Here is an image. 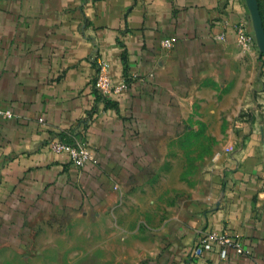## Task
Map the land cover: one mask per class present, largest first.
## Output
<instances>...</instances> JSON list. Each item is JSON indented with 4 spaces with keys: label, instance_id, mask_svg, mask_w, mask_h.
Returning <instances> with one entry per match:
<instances>
[{
    "label": "crops",
    "instance_id": "0c3cea01",
    "mask_svg": "<svg viewBox=\"0 0 264 264\" xmlns=\"http://www.w3.org/2000/svg\"><path fill=\"white\" fill-rule=\"evenodd\" d=\"M242 20L254 31L246 0H0V105L14 113L0 116V248L32 219L109 206L181 134L210 83L231 84L236 106L253 104L252 93L264 102V54L237 43ZM96 57L114 82L128 78L126 91L102 97ZM52 138L85 139L98 161L77 168ZM232 140L230 153L214 154L206 192L142 264H184L209 229L249 253L203 249L197 264H264V125Z\"/></svg>",
    "mask_w": 264,
    "mask_h": 264
},
{
    "label": "rangeland",
    "instance_id": "374dc122",
    "mask_svg": "<svg viewBox=\"0 0 264 264\" xmlns=\"http://www.w3.org/2000/svg\"><path fill=\"white\" fill-rule=\"evenodd\" d=\"M209 85L181 134L109 206L32 219L23 233L11 236L17 244L0 248V264H142L154 256L180 211L206 192L215 153L232 151L235 131L264 125L263 93H252L251 105L236 106L231 84Z\"/></svg>",
    "mask_w": 264,
    "mask_h": 264
},
{
    "label": "built area",
    "instance_id": "2783aa9c",
    "mask_svg": "<svg viewBox=\"0 0 264 264\" xmlns=\"http://www.w3.org/2000/svg\"><path fill=\"white\" fill-rule=\"evenodd\" d=\"M237 35V43L241 46H253L256 44V38L253 32L249 31L245 21H240L235 25ZM223 35L219 39H224ZM176 43L174 36H168L161 40V45L166 48H172ZM97 67V75L95 78V88L105 99L113 98L120 95L129 88L128 78L121 82H114L110 74V64L102 57L95 58ZM0 116L12 118L14 113L10 109H5L0 105ZM40 121L44 122L41 118ZM49 147L57 153H66L70 162L77 168H84L88 163H96L98 161L96 155L89 143L85 139H75L67 141L63 138H52L48 142ZM220 247L221 257L226 258L229 251H234L238 254H248L249 251L244 246L242 240L231 234L228 230L209 229L201 233L197 244L191 253V257L184 264H197L196 257L203 249H213Z\"/></svg>",
    "mask_w": 264,
    "mask_h": 264
},
{
    "label": "water",
    "instance_id": "95a60500",
    "mask_svg": "<svg viewBox=\"0 0 264 264\" xmlns=\"http://www.w3.org/2000/svg\"><path fill=\"white\" fill-rule=\"evenodd\" d=\"M250 10L257 45L264 54V23L258 0H246Z\"/></svg>",
    "mask_w": 264,
    "mask_h": 264
}]
</instances>
